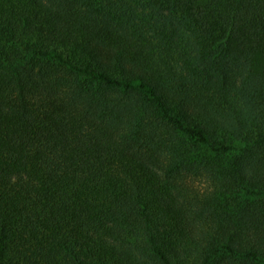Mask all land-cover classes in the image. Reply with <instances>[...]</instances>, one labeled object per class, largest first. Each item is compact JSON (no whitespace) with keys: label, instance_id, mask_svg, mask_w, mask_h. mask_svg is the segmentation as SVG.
<instances>
[{"label":"trees","instance_id":"1","mask_svg":"<svg viewBox=\"0 0 264 264\" xmlns=\"http://www.w3.org/2000/svg\"><path fill=\"white\" fill-rule=\"evenodd\" d=\"M0 264H264V0H0Z\"/></svg>","mask_w":264,"mask_h":264}]
</instances>
